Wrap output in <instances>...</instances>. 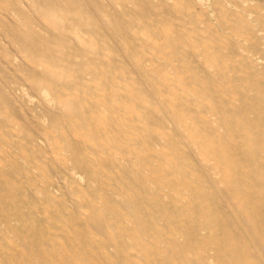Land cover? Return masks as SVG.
<instances>
[{"label": "bare ground", "instance_id": "6f19581e", "mask_svg": "<svg viewBox=\"0 0 264 264\" xmlns=\"http://www.w3.org/2000/svg\"><path fill=\"white\" fill-rule=\"evenodd\" d=\"M0 264H264V0H0Z\"/></svg>", "mask_w": 264, "mask_h": 264}]
</instances>
